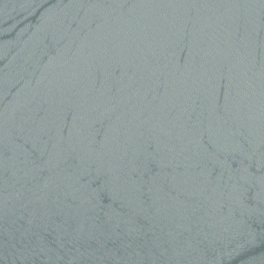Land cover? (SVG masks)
<instances>
[{
  "label": "water",
  "instance_id": "water-1",
  "mask_svg": "<svg viewBox=\"0 0 264 264\" xmlns=\"http://www.w3.org/2000/svg\"><path fill=\"white\" fill-rule=\"evenodd\" d=\"M0 264H264V0H0Z\"/></svg>",
  "mask_w": 264,
  "mask_h": 264
}]
</instances>
